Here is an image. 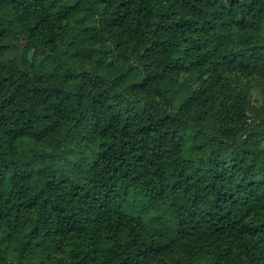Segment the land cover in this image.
<instances>
[{
	"label": "trees",
	"instance_id": "obj_1",
	"mask_svg": "<svg viewBox=\"0 0 264 264\" xmlns=\"http://www.w3.org/2000/svg\"><path fill=\"white\" fill-rule=\"evenodd\" d=\"M253 78L264 0H0V264H264Z\"/></svg>",
	"mask_w": 264,
	"mask_h": 264
},
{
	"label": "rangeland",
	"instance_id": "obj_2",
	"mask_svg": "<svg viewBox=\"0 0 264 264\" xmlns=\"http://www.w3.org/2000/svg\"><path fill=\"white\" fill-rule=\"evenodd\" d=\"M243 90L247 92L248 101L252 106L263 107V83L261 79L253 78L250 80L243 79L240 81ZM261 147L264 148V143L261 144Z\"/></svg>",
	"mask_w": 264,
	"mask_h": 264
}]
</instances>
